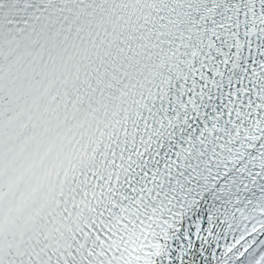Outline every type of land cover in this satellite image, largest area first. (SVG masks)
I'll return each mask as SVG.
<instances>
[{
	"label": "snow or ice",
	"instance_id": "snow-or-ice-1",
	"mask_svg": "<svg viewBox=\"0 0 264 264\" xmlns=\"http://www.w3.org/2000/svg\"><path fill=\"white\" fill-rule=\"evenodd\" d=\"M0 264H264V0H0Z\"/></svg>",
	"mask_w": 264,
	"mask_h": 264
}]
</instances>
